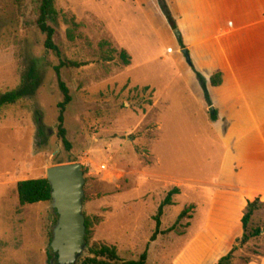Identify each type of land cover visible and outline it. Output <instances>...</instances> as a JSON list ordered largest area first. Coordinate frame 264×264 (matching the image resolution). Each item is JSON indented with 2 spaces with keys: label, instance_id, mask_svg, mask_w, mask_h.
<instances>
[{
  "label": "rangeland",
  "instance_id": "374dc122",
  "mask_svg": "<svg viewBox=\"0 0 264 264\" xmlns=\"http://www.w3.org/2000/svg\"><path fill=\"white\" fill-rule=\"evenodd\" d=\"M164 4L176 21L173 1ZM55 7L56 46L64 59L85 65L60 70L71 96L64 114L69 153L56 129L59 59L43 47L35 5L26 0L18 12L0 0V95L19 86L32 61L43 77L32 99L0 109V264H57L51 202L19 207L16 184L44 179L48 168L68 162L83 172L90 241L115 247L120 259L137 260L147 248L148 264H216L236 247L230 264H264V232L235 244L248 203L258 201L246 234L264 229V197L219 188L235 182L218 181L226 152L218 110L157 1L56 0ZM70 18L79 25L73 41L66 37ZM251 175L264 184L259 172ZM173 188L179 195L160 227L172 230L151 242L153 217Z\"/></svg>",
  "mask_w": 264,
  "mask_h": 264
},
{
  "label": "crops",
  "instance_id": "0c3cea01",
  "mask_svg": "<svg viewBox=\"0 0 264 264\" xmlns=\"http://www.w3.org/2000/svg\"><path fill=\"white\" fill-rule=\"evenodd\" d=\"M172 1L189 60L218 110L215 123L226 143L218 181L235 182L219 188L264 197V184L251 175L254 169L263 182L264 0ZM216 74L221 83L212 87Z\"/></svg>",
  "mask_w": 264,
  "mask_h": 264
},
{
  "label": "trees",
  "instance_id": "16d2710c",
  "mask_svg": "<svg viewBox=\"0 0 264 264\" xmlns=\"http://www.w3.org/2000/svg\"><path fill=\"white\" fill-rule=\"evenodd\" d=\"M9 3L12 7H14L18 12H21L25 7L26 0H3ZM159 6V9L168 22L170 28L172 30H176L175 21L171 17L167 7L164 4V0H156ZM35 5L36 11V20L35 26L40 34L44 36L43 47L47 52L53 53L58 59L59 63L57 66L53 67V71L57 78L58 89L62 95V101L57 105V137L59 138L61 145L66 153L71 151V144L67 139V132L64 128V114L66 111V107L71 102V96L69 94L68 88L60 79V70L63 68L67 69H78L85 65L78 64L74 62H70L63 58L60 49L56 46L54 42V37L56 33V28L59 24V14L55 7L56 0H32ZM71 25L70 29L66 31V37L69 41L74 40V33L79 28V25L75 23L74 18H70L69 21H65ZM179 47L184 49V46L180 44ZM119 59L123 63L124 66H128L130 59L125 51L119 52ZM198 82L202 88L205 98H207L205 83L204 80L196 74ZM42 74L37 68V64L35 61H32L31 64L22 72L20 76L19 86L13 91L6 92L0 95V109L6 106L16 105L18 102L23 100L32 99L40 86L42 85ZM210 84L212 87H216L221 83L220 74L214 75L210 78ZM148 89L145 88L144 91ZM215 120V116L212 117ZM51 190L47 180L37 179V180H26L22 182H18L16 184V195L18 200L19 207L31 206L39 203H47L51 202ZM179 195V190L177 188H173L166 195L165 199L160 203L157 208L156 214L153 217V222L155 225L154 232L150 238V241L153 242L156 240L158 235L165 234V232H170L172 230L162 232L160 230L161 227V218L164 213V209L166 207H170L173 205L172 198L174 196ZM258 206V201H254L252 203L247 204L246 212L241 219V227H242V235L239 239L235 241L237 246H243L250 238L259 237L263 232V230L255 229L251 231L249 234H246V229L249 224V221L252 217L253 212L256 210ZM186 214V211H182L178 216L177 222L182 219ZM84 216V215H83ZM85 218V252L78 258L76 264H148V251L147 248L145 251L138 257L137 260H129L125 261L120 259L115 247L108 246L101 242H91L90 241V220ZM56 223V222H55ZM52 233V232H51ZM49 233V238H50ZM236 247H233L228 254L223 256L221 259L217 261L216 264H230L232 259V254L235 251ZM56 258V257H55Z\"/></svg>",
  "mask_w": 264,
  "mask_h": 264
},
{
  "label": "water",
  "instance_id": "95a60500",
  "mask_svg": "<svg viewBox=\"0 0 264 264\" xmlns=\"http://www.w3.org/2000/svg\"><path fill=\"white\" fill-rule=\"evenodd\" d=\"M174 33L179 37L178 31ZM181 52L188 62L187 50ZM45 179L51 190V206L57 216L50 248L57 264H76L86 250L85 218L82 211L84 177L81 165L68 162L50 167L46 170Z\"/></svg>",
  "mask_w": 264,
  "mask_h": 264
}]
</instances>
